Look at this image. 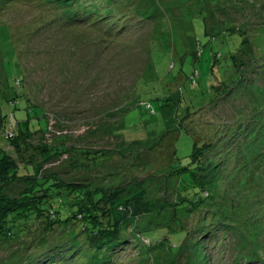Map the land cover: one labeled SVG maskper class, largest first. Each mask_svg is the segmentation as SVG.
I'll list each match as a JSON object with an SVG mask.
<instances>
[{
    "label": "rangeland",
    "instance_id": "rangeland-1",
    "mask_svg": "<svg viewBox=\"0 0 264 264\" xmlns=\"http://www.w3.org/2000/svg\"><path fill=\"white\" fill-rule=\"evenodd\" d=\"M94 1L0 0L1 133L49 122L24 155L6 148L39 177L139 183L167 203L157 224L182 227L72 254L69 227L28 222L16 237L0 219V264H53L61 249L58 264H264V0H97L90 12ZM195 143L215 159L206 190L183 167ZM15 176H0L7 197L28 187Z\"/></svg>",
    "mask_w": 264,
    "mask_h": 264
},
{
    "label": "trees",
    "instance_id": "trees-1",
    "mask_svg": "<svg viewBox=\"0 0 264 264\" xmlns=\"http://www.w3.org/2000/svg\"><path fill=\"white\" fill-rule=\"evenodd\" d=\"M97 2L96 0L91 3L92 5L88 4L90 12L97 8L95 6ZM106 9L107 7H102L100 12L103 13ZM75 15H69V19H67L69 21L66 22L71 23L72 19H75ZM19 81L20 83L17 85H20L22 80ZM14 98L16 97L12 96L9 99L13 100ZM5 120L6 118L1 115L0 138H4V141H0V151L3 155L0 158V176L5 177L6 172L13 169L16 174L15 177L25 179L28 187L15 197H7L0 192V219L3 223L1 227V229L3 228V234L16 237L28 235L30 233L27 228L28 222L44 224V228L48 230L59 225L69 227L71 229L70 235H73L72 232L76 236L80 235L77 238L80 241L85 237V241H74L72 247L76 246V249L73 250V254L80 251L83 246H89L90 249L96 248V251L103 247H109L111 251H114L118 246L123 247V245H126L130 236L133 235L147 240L148 238L143 233L153 226L170 225L168 228L171 231L174 228L182 227L180 224H167L164 219L163 221L160 219V224H157L155 217L151 214L156 213L157 210L161 211L162 208L166 209L167 203H165V200H163L164 202L161 201L157 196L150 197L145 187L139 183L126 188L119 187L107 191L105 188L98 187L90 182L60 179L55 173L39 177L41 175L38 173L39 168L34 165L30 156H25L27 158H24V160H15L6 146L12 145L17 154L24 155L28 145L26 136L47 132L49 122L46 129H30L29 126L24 129L20 127L19 123L17 127L11 123V129L1 133L4 130L3 128H7L5 127ZM57 145L59 144H55L54 149L50 146L46 147L50 152L52 150V153L56 154L62 150L61 148L58 149ZM46 147L42 146L41 151L44 152ZM201 149L195 143L192 152L187 155L191 157V163L195 162V164L191 166V163H189L183 167L191 171L193 182H197L202 189L206 190L205 185L208 184V179L205 169H207L206 166L210 167V164L215 163V159L212 156L200 154L199 150ZM103 153L92 154L93 156L89 158L90 162H95L99 157H103ZM197 174H199V177H196ZM180 199H182L181 196ZM180 199L177 200V204ZM175 206L174 208L178 210ZM148 215L150 217L146 223L144 221L142 224L138 222ZM169 236L171 237L170 233ZM184 243L181 247L184 246ZM160 244H168L169 252H172L169 241H160ZM41 245L42 242H38L35 244V248ZM154 246L156 247L158 244L156 243ZM56 251L54 255H58L59 259L52 256V258H55L53 264L62 262L63 258L69 254L68 251L63 253L64 250L62 249Z\"/></svg>",
    "mask_w": 264,
    "mask_h": 264
},
{
    "label": "built area",
    "instance_id": "built-area-1",
    "mask_svg": "<svg viewBox=\"0 0 264 264\" xmlns=\"http://www.w3.org/2000/svg\"><path fill=\"white\" fill-rule=\"evenodd\" d=\"M197 76H198V72L195 73V77H197Z\"/></svg>",
    "mask_w": 264,
    "mask_h": 264
}]
</instances>
